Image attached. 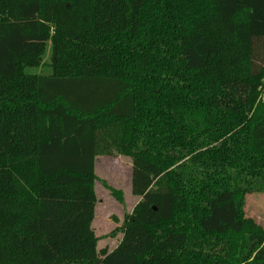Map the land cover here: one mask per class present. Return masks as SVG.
<instances>
[{"label":"trees","instance_id":"obj_1","mask_svg":"<svg viewBox=\"0 0 264 264\" xmlns=\"http://www.w3.org/2000/svg\"><path fill=\"white\" fill-rule=\"evenodd\" d=\"M113 154L141 200L109 251L93 222ZM250 192L264 0H0V264H264Z\"/></svg>","mask_w":264,"mask_h":264},{"label":"rangeland","instance_id":"obj_2","mask_svg":"<svg viewBox=\"0 0 264 264\" xmlns=\"http://www.w3.org/2000/svg\"><path fill=\"white\" fill-rule=\"evenodd\" d=\"M51 46L45 55V64L39 68H30L31 73L47 74ZM97 206L93 229L98 238V249L113 250L123 237V229L129 216L141 198L132 193L131 157L119 154L98 156L96 161ZM114 188L121 192L120 198L113 194ZM243 212L255 220L264 229V192H250L245 196Z\"/></svg>","mask_w":264,"mask_h":264}]
</instances>
